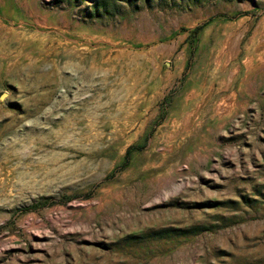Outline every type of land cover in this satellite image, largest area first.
<instances>
[{
  "label": "rangeland",
  "instance_id": "rangeland-1",
  "mask_svg": "<svg viewBox=\"0 0 264 264\" xmlns=\"http://www.w3.org/2000/svg\"><path fill=\"white\" fill-rule=\"evenodd\" d=\"M0 264H264V0H0Z\"/></svg>",
  "mask_w": 264,
  "mask_h": 264
}]
</instances>
